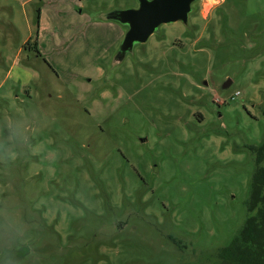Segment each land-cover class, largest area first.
I'll use <instances>...</instances> for the list:
<instances>
[{
    "label": "rangeland",
    "instance_id": "obj_1",
    "mask_svg": "<svg viewBox=\"0 0 264 264\" xmlns=\"http://www.w3.org/2000/svg\"><path fill=\"white\" fill-rule=\"evenodd\" d=\"M135 7L0 0V264L235 263L264 0H199L111 70L124 30L99 17Z\"/></svg>",
    "mask_w": 264,
    "mask_h": 264
},
{
    "label": "water",
    "instance_id": "obj_2",
    "mask_svg": "<svg viewBox=\"0 0 264 264\" xmlns=\"http://www.w3.org/2000/svg\"><path fill=\"white\" fill-rule=\"evenodd\" d=\"M199 0H137V7L113 10L99 17L124 30L110 62L114 69L123 63L134 49L145 44L154 34H160L164 25L177 24L188 27L189 17ZM227 86V83L223 86Z\"/></svg>",
    "mask_w": 264,
    "mask_h": 264
},
{
    "label": "trees",
    "instance_id": "obj_3",
    "mask_svg": "<svg viewBox=\"0 0 264 264\" xmlns=\"http://www.w3.org/2000/svg\"><path fill=\"white\" fill-rule=\"evenodd\" d=\"M246 148L253 154L255 165L247 201V219L240 237L232 239L231 245L219 252L227 258L234 257L233 264H239L246 256H250L248 264H264V142ZM232 247L234 250L230 251Z\"/></svg>",
    "mask_w": 264,
    "mask_h": 264
},
{
    "label": "flooded vegetation",
    "instance_id": "obj_4",
    "mask_svg": "<svg viewBox=\"0 0 264 264\" xmlns=\"http://www.w3.org/2000/svg\"><path fill=\"white\" fill-rule=\"evenodd\" d=\"M194 12H195V10H194ZM194 12H193V13H194ZM193 13H192V14H193ZM190 15H191V14H190ZM180 25H181V24H180ZM184 28H185V26H184ZM185 29H186L187 31L190 30V28H189V29L185 28Z\"/></svg>",
    "mask_w": 264,
    "mask_h": 264
}]
</instances>
